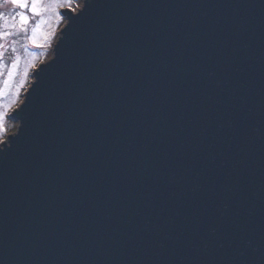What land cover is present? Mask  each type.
Returning a JSON list of instances; mask_svg holds the SVG:
<instances>
[{
    "label": "water",
    "instance_id": "95a60500",
    "mask_svg": "<svg viewBox=\"0 0 264 264\" xmlns=\"http://www.w3.org/2000/svg\"><path fill=\"white\" fill-rule=\"evenodd\" d=\"M62 14L0 146V264H264V0Z\"/></svg>",
    "mask_w": 264,
    "mask_h": 264
},
{
    "label": "rangeland",
    "instance_id": "374dc122",
    "mask_svg": "<svg viewBox=\"0 0 264 264\" xmlns=\"http://www.w3.org/2000/svg\"><path fill=\"white\" fill-rule=\"evenodd\" d=\"M83 0H75L74 11L79 9ZM42 6L46 10L40 15L31 17L27 33L13 30V35L6 40L0 41L4 44L3 57L0 63V113L4 115L2 127H0V145L7 140V137L14 134L20 122L17 119L9 118V113L15 111L26 97L28 88L34 80V72L41 63L47 62L53 57L54 48L61 30L66 23V17L61 13L66 7L57 8L54 0H42ZM3 11L13 10L12 5H4ZM43 21V23H41ZM37 25L39 27L37 28ZM36 28L39 47L34 45L30 39L33 29ZM13 64L16 66L13 68Z\"/></svg>",
    "mask_w": 264,
    "mask_h": 264
},
{
    "label": "snow or ice",
    "instance_id": "6c2138e0",
    "mask_svg": "<svg viewBox=\"0 0 264 264\" xmlns=\"http://www.w3.org/2000/svg\"><path fill=\"white\" fill-rule=\"evenodd\" d=\"M54 3L57 8L66 7L74 11L73 6L75 0H54ZM6 4L12 5L13 10L9 12L3 11L2 9ZM44 10L46 9L42 6V0H0V41L6 40L14 34L13 30L17 28V21L19 31L26 34L28 31L27 26L31 19L28 12L30 11L33 16H37ZM41 23H43V21H41ZM38 27L39 25H37V28ZM27 38L37 47L40 46L36 37V28L33 29L32 35ZM4 47V44L0 43V59L3 57L2 50ZM15 66L16 65L13 64V68ZM2 67H4V65L0 63V68ZM3 120L4 115L0 113V127H2Z\"/></svg>",
    "mask_w": 264,
    "mask_h": 264
}]
</instances>
